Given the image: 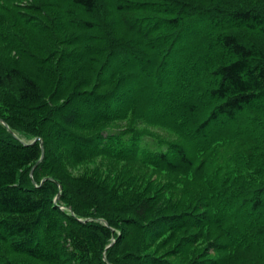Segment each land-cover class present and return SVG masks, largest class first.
<instances>
[{"label":"trees","instance_id":"obj_1","mask_svg":"<svg viewBox=\"0 0 264 264\" xmlns=\"http://www.w3.org/2000/svg\"><path fill=\"white\" fill-rule=\"evenodd\" d=\"M54 1L53 23L43 12L10 15L20 62L0 66V90L36 115L23 133L0 114V264H20L15 253L43 264H264V149L220 150L264 130V6ZM66 30L78 32L65 38L72 50L55 55ZM130 118L136 125H121ZM211 150L212 172L196 171ZM98 158L187 177L203 169L189 187L199 203L187 207L185 192L181 201L131 196L123 217L111 215L126 226L117 236L110 200L70 192L62 178L66 162ZM127 234L142 239L126 245ZM154 248L166 252L147 254Z\"/></svg>","mask_w":264,"mask_h":264},{"label":"rangeland","instance_id":"obj_2","mask_svg":"<svg viewBox=\"0 0 264 264\" xmlns=\"http://www.w3.org/2000/svg\"><path fill=\"white\" fill-rule=\"evenodd\" d=\"M184 3H191L195 5H203L204 7L217 5L221 6L218 2L214 3L212 0H180ZM234 1V0H231ZM237 6H242L245 8H259L264 6V0H236ZM230 3V2H228ZM216 6V7H217ZM61 10V7L54 0H0V66L7 67L10 64L19 63L20 59L18 58L17 50L15 49V43L12 42L10 36L13 30L14 22L11 19V14H17L20 17H28L30 13H46L49 16V20L46 19V22L50 20L56 22L57 13ZM47 25V24H46ZM78 32L66 30L64 33L58 34L56 36V41L52 45L51 51H57L55 55H59L62 52L71 51V48H68L65 44V38H69L73 34ZM106 35L104 36V38ZM106 39V38H105ZM63 41V42H62ZM149 93V92H148ZM198 96V94H197ZM11 94L8 90H0V114L6 116L8 119L12 120L14 124L17 125L18 129L23 132L24 129L30 127L32 119L31 115H36V113H31L30 109H27V113L23 112L24 110H19L18 108L14 109L12 100H10ZM12 107V108H11ZM32 109V107H31ZM22 122V123H20ZM135 124V121L130 118L129 122H124L121 125L125 127ZM136 125V124H135ZM145 129V127H140ZM169 139H176L186 144L188 139L181 133H178L173 129H168L169 131H164V129H150ZM173 130V131H172ZM1 131V130H0ZM176 132V133H175ZM25 133V132H23ZM264 133L263 129H259L258 134L253 139L239 138L230 142L221 145L222 149L227 153L241 151L245 156L249 152L252 154H257L259 149H264ZM176 135V136H173ZM36 141V139L32 140ZM189 144V143H188ZM206 159H208L210 164H205ZM218 156L215 157V153H212V150L206 154L200 156L197 163L196 171L199 165H203L204 170H211L216 166V163H212L213 160H218ZM204 161V162H203ZM203 169H199L195 176L199 177L203 173ZM65 171L62 172V178L64 184L67 186L66 190L74 191L81 187V189L94 188L98 192L96 196L99 197L98 201H104L109 205V214L110 219L112 220L113 229L116 230L117 236L123 231L125 232V225L120 219H117L116 216H111L112 214H119V217H123V212H120L119 209L122 205L128 204L131 200V196H140L146 197L155 195L158 197H166L167 199H174V201H181L183 199L182 193L185 192L184 196L190 194L186 197L187 207L193 208L199 203L201 196H195L192 189V186L195 185L198 187V181L195 176L187 177L178 172H170L168 170H163L161 168H150L147 166H140L134 164L133 161L120 162L115 161L109 158H98L90 161H86L80 164H74L72 162H66ZM66 182V183H65ZM94 182H99V185H95ZM85 186L87 188H85ZM61 191V190H60ZM65 191V190H64ZM195 197V198H194ZM88 198V197H87ZM86 198V200H87ZM85 200V199H84ZM100 203V202H99ZM64 205V204H63ZM115 211V212H114ZM119 211V212H117ZM87 214H94L95 212L87 211ZM107 213V212H105ZM142 239L141 234H127V237L122 239L124 244L136 245L140 243ZM115 240L113 239L114 243ZM203 248L209 247V241L205 242ZM123 247L121 245L116 248L117 252ZM166 251L157 252L154 249L147 252V254L158 256L164 255ZM209 252H213L209 250ZM122 257H126V252L124 250L120 252ZM10 258L20 264H43L36 260H33L27 257L24 254L15 253L10 255ZM124 264H128L127 260H122ZM236 264V263H235Z\"/></svg>","mask_w":264,"mask_h":264},{"label":"bare ground","instance_id":"obj_3","mask_svg":"<svg viewBox=\"0 0 264 264\" xmlns=\"http://www.w3.org/2000/svg\"><path fill=\"white\" fill-rule=\"evenodd\" d=\"M7 78V77H6ZM6 81V80H5ZM8 82V81H7Z\"/></svg>","mask_w":264,"mask_h":264}]
</instances>
